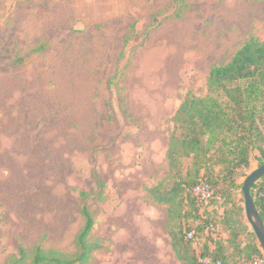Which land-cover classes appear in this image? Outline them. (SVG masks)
<instances>
[{
	"label": "rangeland",
	"instance_id": "1",
	"mask_svg": "<svg viewBox=\"0 0 264 264\" xmlns=\"http://www.w3.org/2000/svg\"><path fill=\"white\" fill-rule=\"evenodd\" d=\"M251 38L264 41V0H0V264L20 246L73 254L84 207L100 245L87 264H180L169 231L195 213L170 220L148 190L175 176L185 98L207 96ZM259 167L237 177L244 207ZM223 201L198 251L228 238Z\"/></svg>",
	"mask_w": 264,
	"mask_h": 264
},
{
	"label": "trees",
	"instance_id": "2",
	"mask_svg": "<svg viewBox=\"0 0 264 264\" xmlns=\"http://www.w3.org/2000/svg\"><path fill=\"white\" fill-rule=\"evenodd\" d=\"M175 131L167 158L173 178H165L148 190L154 202L169 207L170 220L189 221L170 228L172 249L180 264H245L264 252L254 231L246 222V208L233 199L241 188L237 177L250 170L252 161L264 165V41L248 40L225 65L216 66L208 78V95L189 94L174 116ZM191 167L184 174V162ZM205 182L213 194L202 204L194 189ZM226 184V185H225ZM243 194V189H242ZM251 194L264 221V176L252 187ZM84 199L88 194L81 193ZM224 200V201H223ZM223 201L221 223L229 232L227 239H209L198 251L195 242L208 235L216 221L213 204ZM242 203L245 204L243 195ZM84 225L75 238V252L66 254L41 246H20L5 264H87L100 245L91 242L94 219L87 207L82 209ZM172 221V222H173ZM189 224V223H188ZM195 232V240L187 234ZM248 238L246 244L241 235Z\"/></svg>",
	"mask_w": 264,
	"mask_h": 264
},
{
	"label": "water",
	"instance_id": "3",
	"mask_svg": "<svg viewBox=\"0 0 264 264\" xmlns=\"http://www.w3.org/2000/svg\"><path fill=\"white\" fill-rule=\"evenodd\" d=\"M264 176V165L260 166L257 170L252 172L244 182L243 185V195L245 199L246 217L251 225L257 239L261 245L264 252V221L261 218L254 199L251 194V189L253 185Z\"/></svg>",
	"mask_w": 264,
	"mask_h": 264
},
{
	"label": "built area",
	"instance_id": "4",
	"mask_svg": "<svg viewBox=\"0 0 264 264\" xmlns=\"http://www.w3.org/2000/svg\"><path fill=\"white\" fill-rule=\"evenodd\" d=\"M194 193L200 199V202L202 204H207L208 199L213 194V190L210 189L209 186L205 182H202L198 186L195 187ZM187 237L190 240H195V232L194 231L189 232L187 234ZM245 264H264V254L263 256L256 257L252 259L251 261L246 262Z\"/></svg>",
	"mask_w": 264,
	"mask_h": 264
}]
</instances>
